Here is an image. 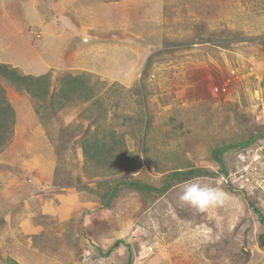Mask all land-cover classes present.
Wrapping results in <instances>:
<instances>
[{
    "label": "rangeland",
    "instance_id": "obj_1",
    "mask_svg": "<svg viewBox=\"0 0 264 264\" xmlns=\"http://www.w3.org/2000/svg\"><path fill=\"white\" fill-rule=\"evenodd\" d=\"M0 62L48 74L51 93L66 74L97 92L39 118L0 78L15 111L0 264H264V0H0ZM98 125L124 136L112 165L82 155ZM177 168L202 174L162 194L119 184L106 202L123 180L161 190ZM195 178L223 203L181 204Z\"/></svg>",
    "mask_w": 264,
    "mask_h": 264
},
{
    "label": "trees",
    "instance_id": "obj_2",
    "mask_svg": "<svg viewBox=\"0 0 264 264\" xmlns=\"http://www.w3.org/2000/svg\"><path fill=\"white\" fill-rule=\"evenodd\" d=\"M0 78H3L10 85H13L19 90L24 91L32 98V100H34L35 114L39 118L42 116V110L48 105L52 107L54 112H57L62 110L65 105L74 99L89 102L97 95L94 87L89 85L82 75L72 76L66 74L59 82V88L54 93H51L50 91V77L48 74L40 76L23 75L17 68H13L8 64L0 62ZM97 102L98 101L96 100L92 102V106H94ZM14 124L15 111L8 102L5 91L0 85V154L5 150L11 141ZM99 128L100 125L96 127L95 131L91 133H84V137H82V140L80 141L82 155L87 160L95 162L98 165H112L116 159V152H121V147L124 145V136L117 134L114 131H99ZM143 145H145V142ZM225 150L226 148L222 147L221 149H218L216 153L222 154ZM145 160L146 162L148 161V156L146 154ZM215 160L222 165L221 159L216 155ZM201 174V171H180V169L177 168L170 173L169 180L167 181L165 187L161 190H155L154 188L136 180H123L118 182L116 184L117 186L115 185V187H113L110 192L106 194V202L108 203L112 200L118 191L119 184L126 185L127 187L140 191H157L159 194H162L168 190L169 185L173 180L183 176H195ZM253 211L258 215L260 223L264 225V219L261 214L255 209H253ZM259 242L262 246H264L262 236L259 238ZM4 262L7 264H18L13 259H7Z\"/></svg>",
    "mask_w": 264,
    "mask_h": 264
},
{
    "label": "clouds",
    "instance_id": "obj_3",
    "mask_svg": "<svg viewBox=\"0 0 264 264\" xmlns=\"http://www.w3.org/2000/svg\"><path fill=\"white\" fill-rule=\"evenodd\" d=\"M226 194L219 188L202 184L199 178L186 183L183 192L179 196L181 204L188 205L198 211H205L223 203Z\"/></svg>",
    "mask_w": 264,
    "mask_h": 264
},
{
    "label": "crops",
    "instance_id": "obj_4",
    "mask_svg": "<svg viewBox=\"0 0 264 264\" xmlns=\"http://www.w3.org/2000/svg\"><path fill=\"white\" fill-rule=\"evenodd\" d=\"M15 163H16V162H15ZM41 166H42V167H41ZM41 166H40V169H39L40 171H39V172H43V171L45 172V171H46V169H45V163L43 162ZM2 217H3V216H2ZM5 219H6V218H5ZM3 220H4V218H3ZM4 221H5V220H4ZM6 221H7V219H6Z\"/></svg>",
    "mask_w": 264,
    "mask_h": 264
}]
</instances>
